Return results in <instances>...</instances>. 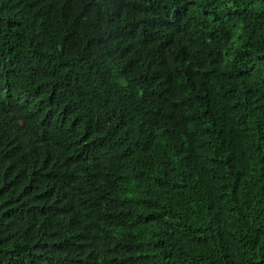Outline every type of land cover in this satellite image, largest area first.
Wrapping results in <instances>:
<instances>
[{"label":"trees","instance_id":"trees-1","mask_svg":"<svg viewBox=\"0 0 264 264\" xmlns=\"http://www.w3.org/2000/svg\"><path fill=\"white\" fill-rule=\"evenodd\" d=\"M0 264H264V0H0Z\"/></svg>","mask_w":264,"mask_h":264}]
</instances>
